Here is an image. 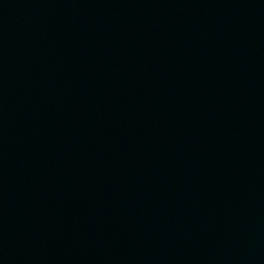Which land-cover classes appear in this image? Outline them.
Listing matches in <instances>:
<instances>
[{"label": "water", "instance_id": "95a60500", "mask_svg": "<svg viewBox=\"0 0 264 264\" xmlns=\"http://www.w3.org/2000/svg\"><path fill=\"white\" fill-rule=\"evenodd\" d=\"M0 264H264V0H0Z\"/></svg>", "mask_w": 264, "mask_h": 264}]
</instances>
